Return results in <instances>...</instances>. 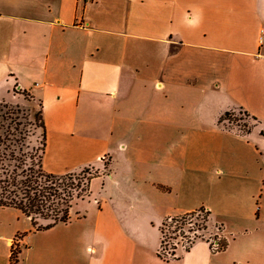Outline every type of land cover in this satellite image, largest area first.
<instances>
[{"label":"crops","instance_id":"obj_1","mask_svg":"<svg viewBox=\"0 0 264 264\" xmlns=\"http://www.w3.org/2000/svg\"><path fill=\"white\" fill-rule=\"evenodd\" d=\"M263 28L264 0H0V101L39 104L43 170L107 160L68 221L0 227V264L17 234L16 264H264ZM239 108L247 133L218 123ZM201 205L227 245L160 258L161 222Z\"/></svg>","mask_w":264,"mask_h":264},{"label":"trees","instance_id":"obj_2","mask_svg":"<svg viewBox=\"0 0 264 264\" xmlns=\"http://www.w3.org/2000/svg\"><path fill=\"white\" fill-rule=\"evenodd\" d=\"M4 107V106H3ZM240 113L245 114L246 119L252 122L249 124L242 123L238 125V130L241 133L249 132L254 125L259 123V120L250 115L246 110L239 108ZM233 110L225 111L218 119L219 124H223L224 120L231 121L229 115ZM8 121L6 124L5 121ZM35 121L42 128L41 134V153L39 155V168L34 169L29 165H25V160L22 159V147L26 138L25 130L20 129V123L9 112L6 107L5 111L0 109V206H12L18 208L25 216L30 219V223L36 230L46 229L57 222H66L70 219V208L73 201V185L63 181L62 175L47 173L42 168V151L45 145V129L42 121L41 109L35 114ZM17 153H20L19 156ZM85 166L81 169H86ZM70 178L72 173H65ZM91 175L83 182L82 189L89 192ZM66 183V187H65ZM70 187V189H68ZM210 210L201 205L191 211L167 216L160 224V244L157 255L165 261L177 258V246L171 243L170 248L167 247L164 228L169 226L171 229L169 237L176 238L182 236L186 239V244L183 246L185 250H189L193 243L198 239H206L196 232L201 228H205L209 222ZM45 219L44 224H39L37 219ZM221 228V226H218ZM186 231L193 235L186 234ZM172 233V234H171ZM17 237V235H15ZM212 240L216 246L212 245ZM227 245L225 238L221 236H213L210 241V247L213 251L223 249ZM169 249V250H168ZM21 249L14 247L13 242L10 244L9 264H16L18 254Z\"/></svg>","mask_w":264,"mask_h":264},{"label":"rangeland","instance_id":"obj_3","mask_svg":"<svg viewBox=\"0 0 264 264\" xmlns=\"http://www.w3.org/2000/svg\"><path fill=\"white\" fill-rule=\"evenodd\" d=\"M4 106V107H3ZM6 107L9 109V112L15 117L17 121L20 123V129L25 130L26 138L24 139V145L22 147V159L25 160V165H29L33 167L34 169L39 168V155L41 153V134H42V128L39 126V124L35 121V114L40 109L39 104H37L35 110H34V116L32 114V111L30 110V107L25 105L23 107L20 106H14L9 105L6 102L0 101V109L4 110ZM229 118L231 121H228L227 119L224 120V123L227 125H230L232 127H239L238 125H241L242 123L249 124L252 121L250 119H246L245 114L240 113L239 111L235 110L231 112L229 115ZM9 120L5 121L7 124ZM19 156H21L20 153H17ZM102 164L100 166H94V167H88L85 170L79 169L76 171H71L72 173L70 175V178L68 175L61 174L64 178L63 181L68 183L69 185H73L74 187L70 189L73 191V201L70 208V215L73 216L77 212V210L83 211L85 210L86 206H88L92 202V196L89 195V192L85 189H82L83 182L86 181V178L99 174L107 166V160L106 157L102 159ZM68 173V172H67ZM65 187L68 185H66ZM100 185V182L96 180L94 182V190L97 189V186ZM89 203V204H88ZM39 224H44L46 222L45 219L38 218L37 219ZM153 224V223H152ZM219 226V225H218ZM217 225H212L211 223H207L205 228H201L197 230V234L203 236L204 238H213V236H220L219 235V227ZM0 227L1 229H4L5 231L11 232H24L27 231L31 227L30 219L25 216L18 208L7 206V207H1L0 206ZM171 229L169 226H166L164 228V235H167L166 243L167 247L170 248L171 243L175 244L178 248V246H184L187 242L186 239L177 236L176 238H170ZM148 233L151 241H154V244H156L157 240V228L156 225H152V227L148 228ZM172 234V233H171ZM13 241L14 247L22 248L21 245V239L19 237V234H17V237H13L11 239ZM11 242V241H10ZM11 244V243H10ZM0 247H3L2 244H0ZM169 250V249H168Z\"/></svg>","mask_w":264,"mask_h":264},{"label":"built area","instance_id":"obj_4","mask_svg":"<svg viewBox=\"0 0 264 264\" xmlns=\"http://www.w3.org/2000/svg\"><path fill=\"white\" fill-rule=\"evenodd\" d=\"M83 1H91V0H83ZM260 42L261 43H264V28H263V30H262V34H261V37H260ZM104 158V156L103 157H101V159H103ZM186 234H188V235H193V233H191V232H189V231H186ZM180 237H182V236H180ZM185 239V238H184ZM211 241V239L209 240V242ZM13 241L11 240V243H12ZM212 242H213V240H212ZM212 245L213 246H216V244L213 242L212 243ZM90 251H93V248L92 247H89L88 248Z\"/></svg>","mask_w":264,"mask_h":264}]
</instances>
